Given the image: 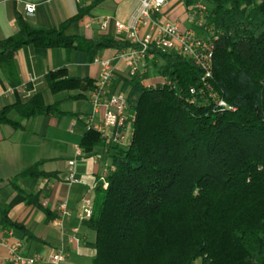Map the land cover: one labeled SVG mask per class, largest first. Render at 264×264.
I'll return each instance as SVG.
<instances>
[{"label":"trees","instance_id":"obj_1","mask_svg":"<svg viewBox=\"0 0 264 264\" xmlns=\"http://www.w3.org/2000/svg\"><path fill=\"white\" fill-rule=\"evenodd\" d=\"M198 3L205 7L202 31L214 45L211 76L183 55L151 47L144 70L120 84L135 113L128 143L106 146L93 129L80 140L87 154L106 147L114 167L107 189L96 187L93 215L84 221L95 234L92 264H264V0H182L186 9ZM83 16L52 29L17 19V33L0 41V70L12 90L19 86L14 57L24 46L86 53L135 47L66 35ZM151 75L163 83L143 86ZM44 81L53 95L75 92L72 100L85 99L96 85L65 69ZM208 86L226 108L207 97ZM11 112L19 121L9 119ZM61 114L58 103L45 105L35 94L0 109V124ZM48 176L33 166L10 184L23 193L18 180ZM34 198L25 201L37 204ZM7 212L0 209V226L24 234Z\"/></svg>","mask_w":264,"mask_h":264},{"label":"crops","instance_id":"obj_2","mask_svg":"<svg viewBox=\"0 0 264 264\" xmlns=\"http://www.w3.org/2000/svg\"><path fill=\"white\" fill-rule=\"evenodd\" d=\"M139 2L0 0V41L17 33L18 18L35 28L52 29L82 12L84 16L66 30V35L92 41L109 37L115 41L128 42L123 36L116 35L115 26L128 23L136 14ZM27 5H33L34 10L27 12ZM158 18L162 23H178L181 29L191 27L182 0H168ZM104 20H107V25L102 29ZM119 53L113 49L86 53L24 46L14 57L19 82L15 90L11 89L0 70V109L41 94L45 105L58 103L62 113L60 116L42 115L24 120L18 127L0 124V209L7 208L9 220L22 225L25 230L23 234L0 226L3 234L0 238V264H12L8 258V248L12 244H19L18 253L21 256H43L35 264H49L46 257L52 252L64 253V264H92L95 251L90 248V244L94 242L95 234L85 227V220H81L82 208L87 201L92 204L96 190L93 186L110 160L106 155V147L95 148L87 154L79 146L92 116L88 97L69 99L75 92L53 95L47 89L44 76L48 72L65 69L69 77L95 82L99 79L100 68L94 60L112 59ZM145 64L148 65V62H143L139 67L141 71ZM127 76L125 62L115 61L113 83H122ZM162 83L161 77L153 75L142 81L145 87ZM69 102L84 103V106L69 107ZM8 117L12 121H19L15 112H11ZM93 121L98 122L99 115H94ZM76 148L81 149L80 157H75ZM72 160L75 161L73 172L78 183L69 184L65 179L69 174L68 162ZM33 166H37V172L50 176L20 179L16 185L23 193L15 191L10 184L13 178ZM26 195L35 196L37 204L27 203ZM27 199L31 200L30 197ZM60 203L66 204L67 216L61 217L57 212ZM8 232H11V236Z\"/></svg>","mask_w":264,"mask_h":264},{"label":"built area","instance_id":"obj_3","mask_svg":"<svg viewBox=\"0 0 264 264\" xmlns=\"http://www.w3.org/2000/svg\"><path fill=\"white\" fill-rule=\"evenodd\" d=\"M168 0H140L136 14L125 25L116 24L115 32L117 36H123L135 47L122 50L112 59H98L94 62L100 68L99 79L95 88L89 93L88 100L92 106V116L88 120V129H93L101 134L104 144L124 146L131 137V126L135 121V113L128 110L126 95L116 90L113 86L114 62L123 60L128 68V76H134L139 71L140 62L148 56L151 47L161 52H174L190 59L195 66L199 67L205 78L211 76L214 45L208 38L204 27L205 7L198 3L185 9L187 20L191 22V27L181 29L178 23H162L160 15L163 6ZM33 5H27L26 11L32 12ZM107 20L101 23V28L105 29ZM143 31V33H141ZM143 65V64H142ZM205 79H203L204 81ZM206 87V85H204ZM207 97L220 108H226V103L211 92L207 87ZM189 94H196V89L191 87ZM204 90L200 88V93ZM1 108V104H0ZM99 115V121L94 122L93 116ZM82 155L81 149L76 148L75 157ZM75 161H69V174L65 182L69 184L78 183L74 177ZM114 170L110 164L106 165L102 173L98 176L93 188L101 186L106 190L108 183L106 178ZM61 217L67 216L65 203L58 204L56 208ZM93 215V206L87 201L82 208L81 220H87ZM11 236V232H8ZM0 232V238L2 237ZM19 244H12L8 248V258L12 264H35L43 259L41 255L24 257L18 253ZM49 264H64L66 255L62 252H52L46 257Z\"/></svg>","mask_w":264,"mask_h":264},{"label":"rangeland","instance_id":"obj_4","mask_svg":"<svg viewBox=\"0 0 264 264\" xmlns=\"http://www.w3.org/2000/svg\"><path fill=\"white\" fill-rule=\"evenodd\" d=\"M185 9H186V8H185ZM143 62H144V61L140 62V65H141V66H142ZM151 62L153 63V61L151 60V61L149 62V65H150V66H152V63H151ZM139 67H140V66H139ZM112 83H113V82H112ZM120 84H121L120 82H119L118 84L113 83V86L116 88V90H118L119 92H121V93H123V94L125 95V94L127 93V91H126V92L120 91V89H121V88H120V87H121ZM47 100H48V98H47ZM48 101H49V100H48ZM83 104H84V103H77V104H75V103H73V102H69V103H68V106H69V107H70V106L72 107V106H75V105H76V106L79 107V106H84ZM98 148H100V147H98ZM104 148H105V147H104ZM106 181H107V180H106ZM196 264H199V263L197 262Z\"/></svg>","mask_w":264,"mask_h":264}]
</instances>
